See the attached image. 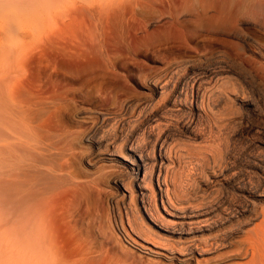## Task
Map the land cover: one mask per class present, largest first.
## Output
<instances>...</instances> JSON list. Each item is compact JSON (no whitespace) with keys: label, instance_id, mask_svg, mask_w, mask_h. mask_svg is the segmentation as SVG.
Returning a JSON list of instances; mask_svg holds the SVG:
<instances>
[{"label":"rangeland","instance_id":"rangeland-1","mask_svg":"<svg viewBox=\"0 0 264 264\" xmlns=\"http://www.w3.org/2000/svg\"><path fill=\"white\" fill-rule=\"evenodd\" d=\"M24 1L0 9V99L17 105L11 128L2 130L4 144H13L0 152V264H180L133 245L137 225L148 227L133 177L121 158H97L108 148L99 152L92 140L121 146L133 131V144L149 154L161 137L173 200L211 212L202 237L233 234L230 245L207 247L201 260L252 264L251 254L233 252L263 219L264 58L257 47L264 49V5L248 0L256 13L224 23L210 18L213 11H181L169 0ZM57 18L111 23L98 40L103 48L72 34L28 53L36 24ZM17 50L26 53L19 64ZM222 55L235 61L232 73H218ZM247 69L254 82L241 76ZM153 83L163 87L159 94ZM198 98L202 111L194 115L190 102ZM144 108L158 113L148 127L140 126ZM94 124L101 130L88 137Z\"/></svg>","mask_w":264,"mask_h":264},{"label":"bare ground","instance_id":"bare-ground-1","mask_svg":"<svg viewBox=\"0 0 264 264\" xmlns=\"http://www.w3.org/2000/svg\"><path fill=\"white\" fill-rule=\"evenodd\" d=\"M165 1L166 0H159L161 4H164ZM11 2L12 0H0V9L6 10V8H8V5ZM169 2L170 4H173V6L176 5H179L181 7L183 6L184 9L181 11H187V12L191 11V13L196 12L197 14H207L208 12L213 11L214 13L210 15V18L216 20L217 22H224V23L228 21L230 18L234 21H238L241 16L248 17L251 14L257 12L256 10L257 3L248 0H169ZM258 3L259 5L261 4L264 5V0H258ZM9 6H11V4ZM216 21L214 22L216 23ZM32 23L34 24V21ZM23 24L19 23L18 25L22 26ZM121 26L123 27L125 25L121 24ZM23 27L25 26L23 25ZM109 27H111V23L109 24L107 21L103 22L100 20L74 21V20H61L58 18L51 20L46 19L41 21L38 24V27L36 24V29L31 32V36H30L31 51H29L28 53H31L38 43L40 44L43 43L44 41L53 42V39L55 38H62L65 35L72 36V34L83 35L84 38L87 39L86 42H89L90 44L89 43L88 44L92 48H96L97 45L100 46V48H103L102 44L99 43L98 40H101V37H103L105 30ZM22 28L20 29L18 28V30H21ZM6 31H8V29ZM10 34H14V33L11 32ZM14 53H15L16 64H19V61L25 56L26 53L19 50H17ZM257 54L260 57L264 58V49L257 47ZM227 56L222 55V58L220 57V59L217 60V64L219 65V70H221L218 71L219 74L227 73V72L229 73L231 72V70H234L232 64L235 61L231 60L230 57ZM57 63L58 62H55L54 64V68L56 69H57ZM209 70H210L208 72L209 74L217 73L214 70L212 71L211 69ZM241 76H243L246 80L250 79L251 82H254L253 79H255V75L252 71L248 69L245 72H243ZM246 80L245 82H247ZM162 90L163 87L158 83H153V85L151 86V91L153 95L159 94ZM14 102H16L15 99H6V100L0 99V152L1 153H3V149L5 146L7 145L11 146L13 144V142L4 144V141L7 139V137L4 138V133L2 130L5 125L11 128L10 124H12V121H15L14 119H16L15 118L16 113L14 112V110L17 105ZM197 102H199V98L191 99L190 102L191 103L190 111L194 115L196 114L200 115V112L202 111V108L199 106V104H197ZM130 105H131L130 103H127L126 107L129 108ZM132 109L134 110L135 108ZM84 113L85 112H83L82 114ZM92 114H95L98 123H100L101 121L104 124L107 121V119L104 117L105 114L102 112H94ZM157 116L158 113L154 111H149V112L145 111L143 117L141 116L142 119L139 117L141 119L139 120L141 121L140 126L142 127L145 124L148 127L149 126L148 124L154 123L156 121ZM108 123H110V121L107 122V124ZM185 127L187 129L190 128L189 125H185ZM99 129L100 127H98L97 124H94V126H92L90 130V133L88 132L87 136L89 137L91 132H95V131L97 132ZM143 129L141 128L142 131ZM134 133L135 131H133L128 136L125 133L126 134L125 136H127V138L121 146H118L117 139L115 140L96 139L95 141L92 140L93 144L98 148V151L102 146L108 148L106 149L107 152L98 153L97 158L101 156V158L109 162H114L121 158L120 162L123 163L124 166H127L126 167L128 169L127 174L133 177V184L135 188L134 194L140 205V211H139L140 217L141 220L144 221L145 224H147L148 226L146 227L143 225L144 226L143 228V226L137 225L136 229H138L141 232V234L138 235L140 241H137V243L133 242V245L135 244L137 246L136 248L140 252H143L147 255H156V256H161L162 258L165 257L174 260L180 264H193V263L217 264L215 261L204 260L203 262L201 260V257L204 255L203 254L204 253L203 251H205L204 249L216 244L230 245L231 240L233 239V234L225 233L224 235H215L214 237L211 238L202 237L201 234L204 231H207L206 228L201 226L202 221L205 217L210 215L211 212L204 211L202 208L200 209L192 206H187L184 205L183 203H178L173 200L171 189L166 179V174L168 171L167 168L172 160L168 152L165 150L164 145L162 143L161 144L159 143L161 137L159 138V141L155 144L153 153L149 154L146 151H144L142 147L141 148L136 147L135 143L133 144V140H135L136 138L135 137L133 139ZM17 143L19 144V142ZM26 145L27 144L24 143V146ZM118 149H122V151H118ZM122 152L125 153L128 152V155L125 154V156H122ZM0 156H2V154H0ZM114 183L117 186V188H119L122 191L123 194L122 196L126 197L129 195L127 194L128 190L123 184L124 182L122 183L120 179L116 178ZM0 190L1 192L3 191V184L2 185L0 184ZM261 214L263 217L262 222L258 224L255 228H252L248 231L246 230L243 239L238 241L237 250L233 252L235 253L234 256H245V255L247 256L251 254L252 264H264V208L262 209ZM208 229L210 230L211 228ZM147 232L153 236L152 239L146 237ZM156 240L165 241L166 246L160 247L156 242Z\"/></svg>","mask_w":264,"mask_h":264}]
</instances>
